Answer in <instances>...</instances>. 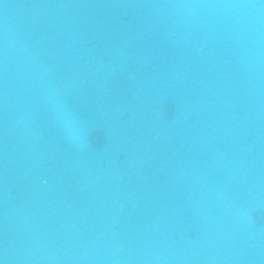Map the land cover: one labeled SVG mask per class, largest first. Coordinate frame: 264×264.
<instances>
[{
	"label": "water",
	"instance_id": "water-1",
	"mask_svg": "<svg viewBox=\"0 0 264 264\" xmlns=\"http://www.w3.org/2000/svg\"><path fill=\"white\" fill-rule=\"evenodd\" d=\"M0 261L264 264V0H0Z\"/></svg>",
	"mask_w": 264,
	"mask_h": 264
},
{
	"label": "clouds",
	"instance_id": "clouds-1",
	"mask_svg": "<svg viewBox=\"0 0 264 264\" xmlns=\"http://www.w3.org/2000/svg\"><path fill=\"white\" fill-rule=\"evenodd\" d=\"M52 99L55 101L52 108V115L60 126L65 138L70 143L81 145L86 135L82 124L73 117L71 110L55 90H53L48 97V100Z\"/></svg>",
	"mask_w": 264,
	"mask_h": 264
},
{
	"label": "snow or ice",
	"instance_id": "snow-or-ice-1",
	"mask_svg": "<svg viewBox=\"0 0 264 264\" xmlns=\"http://www.w3.org/2000/svg\"><path fill=\"white\" fill-rule=\"evenodd\" d=\"M0 264H2V261H0Z\"/></svg>",
	"mask_w": 264,
	"mask_h": 264
}]
</instances>
